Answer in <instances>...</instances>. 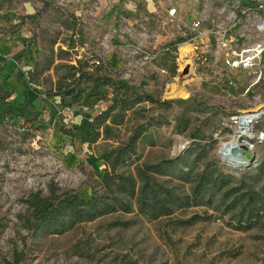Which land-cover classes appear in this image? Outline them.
<instances>
[{
	"label": "rangeland",
	"instance_id": "obj_1",
	"mask_svg": "<svg viewBox=\"0 0 264 264\" xmlns=\"http://www.w3.org/2000/svg\"><path fill=\"white\" fill-rule=\"evenodd\" d=\"M138 1L0 0V11L9 15L0 18V28L19 20L16 31L27 35L23 43L34 53L29 82L62 104L83 100L90 122L107 111L106 120L94 122L91 129L89 122L79 136L70 121L62 126L72 137L68 149L45 146L44 135L50 132L33 119L17 120L9 112L0 116V264H15L17 257L18 264H264V210L246 222L238 218L237 208L222 206L218 194L212 204L189 205L155 219L133 205L131 212L83 220L57 233L29 225L25 199L31 193L89 199L96 174L110 170L122 148L124 161L115 165L117 173L135 175L139 165L160 166L165 178L185 193L190 184L174 178L179 171L213 165L233 177L230 185L240 192L264 185V144L244 170L220 163L216 155L219 142L232 132V115L264 109V76L248 90L235 76L226 77L220 61L214 63L221 28L247 40L262 38L264 10L259 7L264 0H181L205 25L215 19L210 27L214 38L196 43L206 51L202 58L179 56L171 65L153 55L180 42V30L164 23L139 26ZM164 1L167 7L178 0ZM242 2L251 11L241 21ZM218 16L225 23L216 24ZM154 63L168 73L152 70ZM188 63L193 72L183 76ZM175 82L188 91L187 98L166 96ZM59 83L67 87L60 94ZM0 85L7 91L1 80ZM262 130L264 119L255 125L256 133Z\"/></svg>",
	"mask_w": 264,
	"mask_h": 264
},
{
	"label": "trees",
	"instance_id": "obj_2",
	"mask_svg": "<svg viewBox=\"0 0 264 264\" xmlns=\"http://www.w3.org/2000/svg\"><path fill=\"white\" fill-rule=\"evenodd\" d=\"M68 66L74 68L73 65ZM106 83L107 79L105 78L102 84ZM99 84L98 81L95 88ZM64 88L67 87L63 83H59L58 94ZM81 92L82 90L79 89L76 94L80 95ZM72 93L74 91L71 90L66 94ZM10 95L11 93L3 91L0 85V102L6 100ZM106 119L107 111L90 122L89 128H94V122ZM94 139V137H90L89 141ZM135 139L136 135L131 138L129 147ZM122 152L123 148L114 154L113 162L109 163L110 170H105L103 174H96L97 182L92 186L93 193L89 199L68 193L57 197H44L39 192L31 193L25 199L31 215L29 225L35 230L45 228L57 233L83 220H92L118 211L131 212L133 205L138 213L155 219L169 216L174 211L189 205L212 204L216 194H218V201L222 206L226 205L231 209L237 208L238 218L244 219L246 222L252 221L260 214L261 210H264V185L259 189L250 188L240 192V188L230 185L233 177L213 165L212 169L199 171L186 172L181 169L174 178L189 182V193H185L179 191V185L174 184L172 178H165L164 170L166 169H162L160 166L142 164L136 167L135 175L124 172L117 173L114 170L115 165L124 161ZM110 157L108 156L107 159ZM173 162V160L170 161V163ZM229 198L231 201L227 203L226 200ZM18 261L19 257L16 258L15 264H18Z\"/></svg>",
	"mask_w": 264,
	"mask_h": 264
},
{
	"label": "built area",
	"instance_id": "obj_3",
	"mask_svg": "<svg viewBox=\"0 0 264 264\" xmlns=\"http://www.w3.org/2000/svg\"><path fill=\"white\" fill-rule=\"evenodd\" d=\"M246 4L247 3L242 2L241 9L239 10L242 17L241 21L249 14L250 7L246 6ZM259 8L264 10V4L261 3ZM3 17H7L6 13L0 11V18ZM204 21L205 19L195 15L192 9L189 10L184 8L181 0L167 6L163 23L171 28H178L181 32L182 40L180 42L174 41L168 44V46L161 47L153 57L158 58V54L165 53L166 58H163L164 61L167 63V60H170L174 63V59L180 56L179 45L183 42H188L193 46V50L188 52L183 58L189 56H193L197 59L202 58L203 55L206 54V51L199 49L196 43L198 41L203 42L204 39L208 41L211 40L210 38H214L210 27L215 19L210 17L206 20V25ZM221 23H225L224 16H218L216 24L221 25ZM18 24L19 20H15L11 22L10 25L0 30H2V32L8 29L13 31ZM239 24H241V22H239ZM216 34L218 40V53L215 55L214 63L217 64L220 61L221 70L225 72V75H227L226 77L230 74L235 76V80L238 81V83H246L248 90L254 88L260 82L262 76H264V69L261 67V63L264 61V35H262L260 39L247 40L242 33L235 30H225L224 27L216 32ZM172 45H174V47ZM158 71L161 74L168 73V69L161 65ZM247 77L248 79H246ZM230 82L233 83L232 81ZM260 112L264 114V109L260 108ZM245 113L249 114V112H243L231 116L229 122L231 123L230 127L232 132L219 142L216 151L220 163L243 170L249 163H251L250 166H252L256 158L257 148L264 144V130L259 133L255 132L256 134L252 138L244 134L239 135L238 129L242 128L238 125V121ZM236 127L238 129H236ZM226 144H231V147H225ZM241 149L245 151V154L241 151L242 154L237 155L241 156V158L236 161L233 160L232 154L237 151L239 152ZM248 155L254 156L252 162H250V159L247 157Z\"/></svg>",
	"mask_w": 264,
	"mask_h": 264
},
{
	"label": "crops",
	"instance_id": "obj_4",
	"mask_svg": "<svg viewBox=\"0 0 264 264\" xmlns=\"http://www.w3.org/2000/svg\"><path fill=\"white\" fill-rule=\"evenodd\" d=\"M165 3L164 0H139L135 10L138 25L155 28L158 23H163L166 12ZM7 14L6 16L9 17ZM14 21L12 19V22ZM2 25L4 24H0ZM17 28L18 26L13 31L0 30V80L11 93L6 100L0 102V116L9 112L8 115L17 120L33 119L32 123L39 124L37 126L40 128L44 126L50 132V135H44L45 140L42 142L45 146L48 144V146H61V149H68L69 145L65 144L72 137L62 132V126L70 121L73 123L74 136L75 133L79 136L91 120V115L82 110L88 104H85L83 100L77 105L62 104L59 100L47 98L38 86L29 82L27 74L34 67V53L23 43L27 35L16 31ZM157 56L158 58H154H166L165 53ZM171 62L167 60L168 65H171ZM160 65L152 64V70L158 71Z\"/></svg>",
	"mask_w": 264,
	"mask_h": 264
},
{
	"label": "bare ground",
	"instance_id": "obj_5",
	"mask_svg": "<svg viewBox=\"0 0 264 264\" xmlns=\"http://www.w3.org/2000/svg\"><path fill=\"white\" fill-rule=\"evenodd\" d=\"M179 50H180V57L183 58L188 52H191L193 50V46L188 43V42H183L179 45ZM189 61V60H186ZM188 65V74H191L193 72V66L192 64L188 63L186 64ZM187 74H184L183 76H186ZM189 95L188 91L180 84L178 83H172L170 85V90L168 92H166V96L169 98H187ZM253 113H245L244 115H242V117L240 118V120L238 121V125H240V127L242 129H238L236 127V129H238L239 135L244 134L247 137H254L255 136V125L258 121H261L262 119H264V114H262L260 112V108L259 106H256L253 109ZM225 147L230 148L231 144H226ZM243 151L242 149L238 152H235L232 154L233 156V160H237L239 158H241V156H237L242 154ZM243 153L245 154V151H243Z\"/></svg>",
	"mask_w": 264,
	"mask_h": 264
},
{
	"label": "water",
	"instance_id": "obj_6",
	"mask_svg": "<svg viewBox=\"0 0 264 264\" xmlns=\"http://www.w3.org/2000/svg\"><path fill=\"white\" fill-rule=\"evenodd\" d=\"M188 70H189V69H188V65H186V66L183 68L182 75H184L185 73H188ZM247 157L250 159V162H252V161L254 160V156H253V155H248ZM250 165H251V163H249V164L245 167V169L248 168Z\"/></svg>",
	"mask_w": 264,
	"mask_h": 264
}]
</instances>
